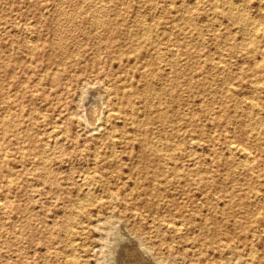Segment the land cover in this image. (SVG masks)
<instances>
[{
    "label": "rangeland",
    "instance_id": "rangeland-1",
    "mask_svg": "<svg viewBox=\"0 0 264 264\" xmlns=\"http://www.w3.org/2000/svg\"><path fill=\"white\" fill-rule=\"evenodd\" d=\"M139 52L145 59L127 62ZM141 62L149 71L138 81L128 71ZM262 66L264 0H0V150L13 153L0 168L12 169L21 149L35 160L18 168L29 176L0 210V264H101L113 229L135 231L169 264H249L220 252L243 243L264 258V228H254L264 219ZM131 80L128 100L118 88ZM28 90L37 98L24 102L23 119L49 125H26L8 104ZM111 104L141 116L133 125L107 118ZM94 105L96 123L86 119ZM60 115L71 137L57 145L46 128ZM229 142L255 162L244 165ZM92 171L99 177L88 183ZM93 240L97 250L80 253ZM134 252L122 248L116 262Z\"/></svg>",
    "mask_w": 264,
    "mask_h": 264
},
{
    "label": "bare ground",
    "instance_id": "bare-ground-1",
    "mask_svg": "<svg viewBox=\"0 0 264 264\" xmlns=\"http://www.w3.org/2000/svg\"><path fill=\"white\" fill-rule=\"evenodd\" d=\"M199 4V3H198ZM62 4H60L61 6ZM100 11H103L104 9H99ZM48 12V11H47ZM46 14V13H45ZM59 14V13H58ZM63 16V15H62ZM98 15H96L97 17ZM57 18V17H56ZM55 18V19H56ZM146 18V16H145ZM243 19V17H238V19ZM65 19V18H63ZM114 21V20H113ZM8 23V22H7ZM6 23V24H7ZM59 23V22H58ZM33 24V22H32ZM8 25V24H7ZM19 25V24H18ZM17 24H15L13 27L16 28L18 27ZM24 28H27L28 27V24H23L22 25ZM31 26V25H30ZM63 26H61L62 28ZM30 28V27H29ZM98 28V27H97ZM62 30V29H61ZM145 32V37H144V41L145 42H151L154 40L155 38V35L153 34V31L150 30V28H147V29H144ZM58 32V31H57ZM59 35V34H58ZM109 35V34H108ZM29 36V35H28ZM31 41V40H30ZM35 41V40H33ZM62 42V41H61ZM154 42V41H153ZM31 43V42H29ZM36 43V42H35ZM34 44V43H33ZM26 46V44H25ZM11 50H14V47L11 48ZM177 49L174 50L171 54V57H176V54H177ZM11 52V51H10ZM157 55V54H156ZM146 56V53L145 52H139L136 56H130L128 57L126 60L128 63H135L137 64L138 62L142 61L143 59H145L144 57ZM158 56V55H157ZM26 58V57H25ZM24 58V59H25ZM263 58V57H262ZM261 60V59H260ZM259 60V61H260ZM24 61V60H23ZM102 61V60H101ZM158 61V60H157ZM262 62V61H261ZM260 64V63H259ZM263 65V64H262ZM3 66V65H2ZM262 68H264L262 66ZM4 69V68H3ZM149 69V68H148ZM149 70H147V66L144 65L142 62L140 63V65H136L135 68L131 71H128V75L135 78L136 76H139L137 78L138 81H140V76L142 74H144L145 72H147ZM56 77L54 76L52 80H55ZM131 79V78H130ZM263 79H261L262 81ZM138 81H135V80H131L129 81L127 84L125 85H122L121 87L118 88L119 91H122L124 96L128 98L129 100V96L128 95H132V89H134V87L138 84ZM91 82V81H90ZM259 82V81H258ZM94 83V82H93ZM95 84V83H94ZM93 84L90 85H86L88 90H95L97 91L98 89H101L100 86H95ZM106 87V86H105ZM147 88H149L148 86H146ZM85 89V88H84ZM83 89V90H84ZM105 92H107L108 88H105ZM110 90V89H109ZM94 91V92H95ZM100 92H102L101 94H104L101 90H98ZM111 91V90H110ZM35 90H28V91H23V94L22 96H20V98L18 97L17 99H15V97H10L8 99V104L10 106H15L16 110L18 111V115L23 119V118H26L27 116H30V113L25 110L24 108V102L26 101H31V100H34L36 99L37 97L35 96ZM87 93V92H86ZM99 93V92H98ZM88 94V93H87ZM90 94H93L90 93ZM95 94V93H94ZM93 94V95H94ZM108 94V93H107ZM85 95L84 94H80V96H83ZM92 95V96H93ZM96 95H97V92H96ZM100 96V93L98 94ZM106 95V94H105ZM86 96V95H85ZM95 97L93 96V98L95 97L96 98H100V97ZM89 95L86 97V100H88L89 98ZM102 97V96H101ZM80 98V97H79ZM78 98V100H80ZM92 98V99H93ZM103 98V97H102ZM122 98V97H121ZM85 99V98H84ZM102 100V99H100ZM100 100H97L98 102ZM108 100V99H107ZM89 101H92L90 103H94L93 100H89ZM248 101V100H247ZM102 102V101H101ZM105 102V101H104ZM88 103V101H87ZM86 103V104H87ZM96 103V102H95ZM85 104V101L84 103ZM98 104V103H97ZM100 104V103H99ZM47 103H43V106H46ZM90 105V104H89ZM96 105V104H95ZM93 106L88 109H90V112H92V114H88L90 115L89 117H86V119L88 120V118L90 119V117L93 115L92 118L94 117H97L100 113H99V108H97L98 106L101 108L100 105L98 106ZM258 105V104H257ZM80 106V105H79ZM78 106V107H79ZM88 106V105H86ZM102 106H104L102 104ZM89 107V106H88ZM47 108V107H46ZM77 108V107H76ZM108 108V107H107ZM79 110V109H78ZM87 110V109H85ZM84 110V111H85ZM101 110H104V109H101ZM128 112H129V109H126ZM89 111V110H88ZM87 111V113H88ZM86 112V111H85ZM126 112V111H125ZM127 113V112H126ZM131 115L129 117H126V115H123V112L119 111V109H117L113 104L110 105V107L108 108L107 110V118H114L116 120H123L124 122H127L128 124H134L138 118L141 116V112L139 110H135V109H132L131 110ZM125 114V113H124ZM71 116V115H70ZM79 117V115H78ZM100 117V116H99ZM60 120H58L59 122L56 124L53 122L50 126H48L46 129H47V132H48V135L50 137L53 138V141L55 144L57 143H65V141H67V139H70L71 135L69 134V131L71 130V126L67 123H64L63 122V118H62V115L59 116ZM98 118V117H97ZM25 122H26V125L29 124L31 126H39L40 124H43V125H49L48 121H47V118L45 116H37L36 119L34 121L32 120H28V119H23ZM56 120V119H55ZM95 120V118L93 119ZM98 120V119H97ZM89 121V120H88ZM107 121V120H106ZM75 122V121H74ZM77 122H78V119H77ZM2 123V122H1ZM48 123V124H47ZM93 123V121H92ZM91 123V124H92ZM95 123H96V120H95ZM98 123V121H97ZM77 124V123H76ZM88 124H90L88 122ZM97 125V124H95ZM105 125V123H104ZM42 126V125H41ZM89 126V125H88ZM98 126V125H97ZM100 126V125H99ZM102 126V125H101ZM106 126V125H105ZM91 127V126H90ZM95 127V126H94ZM99 128V127H98ZM101 128V127H100ZM62 129V130H61ZM94 130V129H92ZM98 130V129H97ZM78 131V130H77ZM96 131V129H95ZM44 132V131H43ZM48 140V139H47ZM145 139L143 138V141ZM195 140V139H194ZM1 142V141H0ZM53 143V144H54ZM193 143V142H192ZM58 145V144H57ZM56 146V145H55ZM62 146V145H60ZM54 148V147H53ZM62 148V147H61ZM116 149V148H115ZM227 149L232 152V153H236V152H241L244 153L243 154V157L245 159V164L246 166H251L254 162H253V159L252 157L248 154L249 152H245L247 150L244 149L242 147V145L240 146L239 144H237L236 142H229L227 144ZM83 150H88L86 147L84 149H82V152ZM245 150V151H244ZM54 151V150H52ZM89 152V151H88ZM143 157H147L148 154H149V151L147 149H145L143 151ZM156 153H158L160 155V151L159 150H155ZM164 152V151H163ZM16 154L17 155V160H16V163L15 165L13 166L12 169H10L9 171H6L4 172L3 170H1L0 168V175L2 176V185H0V210H3V209H6L7 207V200H8V192L7 191H10V190H15V189H18L21 185L20 183H22L23 180H26L29 176V173H26L25 171H22L21 169H18L20 167H23L25 164H27L28 162H35L34 159H31L30 157H28L29 155L26 153V151L24 149H21V150H17L16 151ZM90 152L88 153V156H90ZM11 156H13V153H9L7 152V150H3L1 149L0 150V166H1V163L7 159H10ZM161 156V155H160ZM42 157V156H41ZM87 157V156H86ZM165 157V156H164ZM253 157L254 154H253ZM47 158V157H46ZM164 159V158H163ZM255 160V158H254ZM40 161V160H39ZM52 168V166H51ZM36 170V169H35ZM34 172V171H33ZM80 174V173H79ZM82 174V173H81ZM85 174V173H84ZM99 177V173L96 172V171H92L91 173H86V175L83 177L84 180L89 181L90 180H93V179H96ZM126 178H129L128 176H126ZM82 182V181H81ZM92 182V181H90ZM65 186V185H63ZM88 186V185H87ZM4 187V189H3ZM2 188V190H1ZM37 188V187H35ZM40 188V187H39ZM92 188V187H91ZM202 188H206V189H214V187H202ZM93 189V188H92ZM93 191V190H92ZM256 191V190H255ZM14 197V196H13ZM85 200V198H83ZM82 199V200H83ZM97 199V198H96ZM12 200V199H11ZM81 200V199H80ZM86 201V200H85ZM116 201V198L114 199V197L108 201L109 203H113ZM119 201V199H118ZM80 202V201H79ZM83 201H81L82 203ZM87 202V201H86ZM117 203V202H115ZM127 203V202H126ZM125 203V204H126ZM88 204V203H87ZM81 205V204H80ZM127 205V204H126ZM118 206V205H116ZM62 208V207H61ZM67 209V207H66ZM77 210V209H76ZM79 212V211H78ZM77 212V213H78ZM81 212V210H80ZM136 211H133L131 213V218L133 217H138V213H134ZM119 213V212H118ZM256 217V216H255ZM253 222V221H252ZM123 223V222H122ZM120 224V223H119ZM125 224V223H124ZM122 225V224H121ZM120 226V225H119ZM163 228L167 231H170L172 232L173 234H180L183 232V224L181 223H176V222H171V221H168V220H165L162 224ZM72 228V227H71ZM117 228H120L117 226ZM254 228L258 231H260L262 228H264V219L262 218H259L258 220L255 221V226ZM121 229V228H120ZM124 229V227L122 228V230ZM126 230V229H125ZM264 230V229H263ZM128 231V230H127ZM134 231V229H133ZM65 232V231H64ZM126 232V231H125ZM125 232H121L120 233V230L117 229H113L109 232V234H112L111 236L114 238L112 239L111 241H107V243L104 244L102 250H101V257H102V260L101 264H125L127 262V264H130V261L133 262L132 264H169L164 258H162L161 256H159V252H158V249H155L153 248L151 245H147L146 242L143 240V238L141 236H138L136 234V232L134 231V233L132 234H128V235H124L123 233ZM128 233V232H127ZM126 233V234H127ZM65 234V233H64ZM63 234V236H64ZM257 234V233H256ZM18 235V233H17ZM17 237V236H16ZM247 237V236H246ZM254 238V237H253ZM77 242V241H75ZM214 242V241H213ZM71 243V242H70ZM76 244V243H74ZM73 244V245H74ZM252 244V243H251ZM250 243H243V244H240V245H234V246H231V247H227L226 249H222L220 252L222 254L226 253L228 254V256L230 258H235L237 259V257H243L245 258V260H247V263L249 264H264V258L263 257H255V254L253 255V251H252V245ZM97 245H98V242L96 240H93V242L90 244V247L88 248H84V247H81L79 248L80 249V253H84L85 255H87L88 253H93L94 251L97 250ZM122 248H128V249H132L136 252H134V256L135 258L133 260H125V256L123 255L121 257L120 255V261L119 262H116L117 261V258H118V254L117 252L120 251ZM74 249V251L77 250V248H72V250ZM155 249V250H154ZM43 252L47 251V249H42ZM50 251V250H48ZM73 251V252H74ZM160 251V250H159ZM246 251V252H245ZM169 253V251H168ZM107 257H110L109 260H106ZM67 259V258H66ZM173 259V258H172ZM237 261V260H236ZM235 261V262H236ZM100 264V263H99Z\"/></svg>",
    "mask_w": 264,
    "mask_h": 264
}]
</instances>
